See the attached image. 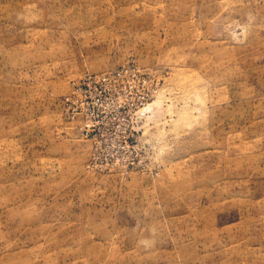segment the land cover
<instances>
[{"label": "rangeland", "instance_id": "374dc122", "mask_svg": "<svg viewBox=\"0 0 264 264\" xmlns=\"http://www.w3.org/2000/svg\"><path fill=\"white\" fill-rule=\"evenodd\" d=\"M0 264H264V0H0Z\"/></svg>", "mask_w": 264, "mask_h": 264}]
</instances>
